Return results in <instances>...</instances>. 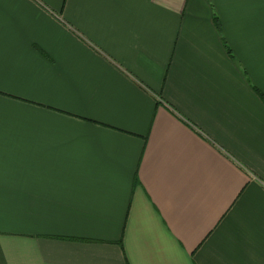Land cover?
<instances>
[{
  "label": "crops",
  "instance_id": "0c3cea01",
  "mask_svg": "<svg viewBox=\"0 0 264 264\" xmlns=\"http://www.w3.org/2000/svg\"><path fill=\"white\" fill-rule=\"evenodd\" d=\"M264 0H0V264H264Z\"/></svg>",
  "mask_w": 264,
  "mask_h": 264
},
{
  "label": "trees",
  "instance_id": "16d2710c",
  "mask_svg": "<svg viewBox=\"0 0 264 264\" xmlns=\"http://www.w3.org/2000/svg\"><path fill=\"white\" fill-rule=\"evenodd\" d=\"M259 94L264 98V94H262L261 92H259Z\"/></svg>",
  "mask_w": 264,
  "mask_h": 264
}]
</instances>
